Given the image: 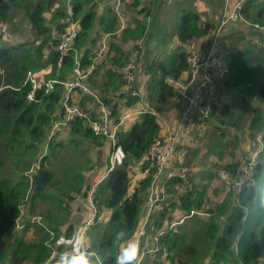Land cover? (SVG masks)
Returning a JSON list of instances; mask_svg holds the SVG:
<instances>
[{
  "label": "trees",
  "instance_id": "trees-1",
  "mask_svg": "<svg viewBox=\"0 0 264 264\" xmlns=\"http://www.w3.org/2000/svg\"><path fill=\"white\" fill-rule=\"evenodd\" d=\"M57 1L0 0V24L7 25L5 32L0 33V264L43 263L53 247L62 250L55 244L60 236L70 238L73 234L75 226L70 222L69 203L80 196L85 201L89 189L83 178L86 166H78L72 173H69L70 167L66 164L53 167L55 161L64 159L65 147L62 141L52 137L51 132L62 118V102L67 90L64 83L72 78L75 57L82 69L90 66L104 35L106 49L99 60L94 61L95 67L86 80L97 99L79 90L71 98L78 102L81 109L86 103H101L110 121L118 123L127 110L136 109L138 101L137 96H130L129 90H124L121 79V70L133 51L137 57L136 80L130 87L148 101L156 115L135 114L118 127L117 144L126 159L106 173L94 194L100 215L105 211L107 221L102 224L99 218L91 229L96 235L90 238L89 254L74 263L69 261L64 264H115L117 255L125 251L138 228L155 173L152 166L130 191L131 168L136 164L141 170L150 166L148 150L161 131L157 115L169 116L177 109L179 95L167 78H181L188 68L184 49L186 43L207 34L214 27L213 21L200 23L198 14L186 12L177 29V48L164 63L151 61L144 65L141 48L151 31V25L146 20L151 21L156 10L167 0H130L124 7L127 16L125 27L119 32L116 31L117 16L113 8L104 10L105 16L96 12V1L101 0H70V14L67 13L66 2ZM213 1L217 9L218 5L221 8V2ZM240 13L250 23L264 24V0H244ZM71 22L78 27L77 37L73 48L66 54H60L56 51L57 36ZM235 29L243 32L253 28L237 23ZM229 31L231 29L226 35ZM254 31L257 35L258 31ZM241 42L240 38L230 42L234 49L228 64L230 79L224 94H241L240 98L244 100L245 97L244 101H249L243 106L250 110V117L245 119L242 132L245 134L247 130L251 134H260L252 181L243 182L238 192L228 190L223 203L215 206L209 193L214 196L220 191L224 193L221 185L211 187L210 182L209 186L200 188L191 181L193 186L190 188V183L182 178L167 180L165 192L170 196L156 208L149 229L150 226L163 229V218L174 209L183 214L205 210L209 217L204 220L194 214L186 218L184 224L183 221L175 228L167 229L160 238L163 249L145 259L144 264H164L160 256L163 252H166V261L171 264H252L260 256L261 249L264 250V48L256 51V43L248 42L244 46ZM255 60L260 61L258 70L253 64ZM137 67L142 76V89L137 83ZM28 73L41 74L33 91L31 82L27 80ZM48 81L56 82L46 90L45 83ZM29 95L31 100L27 99ZM220 105L216 106L220 109L212 111L210 121L212 115L218 117L229 107L228 104ZM236 126L234 122L230 124L231 128ZM63 127L74 137L67 140L68 144H76L74 140L83 144L84 141L78 137L91 142L96 138L106 140L103 136L94 135L80 118L69 121ZM213 127L216 129L215 125ZM239 141V135L234 133L227 142L238 144ZM85 150L82 148L79 153L82 157L87 156ZM11 158H14L12 169L15 172L12 181L2 177ZM36 162L40 166L32 178L34 183L39 184L29 195L27 213L43 218V228L27 222L23 234L16 236L14 225L19 215L18 206L29 186L26 172ZM241 166L236 159L220 163L216 169L224 168L235 177ZM40 173L45 174V180L38 175ZM43 203L45 206H42ZM192 234L201 239L199 245L187 242ZM95 236L96 240L93 239ZM50 264L59 263L53 260Z\"/></svg>",
  "mask_w": 264,
  "mask_h": 264
},
{
  "label": "built area",
  "instance_id": "built-area-1",
  "mask_svg": "<svg viewBox=\"0 0 264 264\" xmlns=\"http://www.w3.org/2000/svg\"><path fill=\"white\" fill-rule=\"evenodd\" d=\"M144 1V0H141ZM221 13L217 23L211 30V37L203 44L202 40H189L186 45V64L187 70L184 73L182 80L167 78L177 92L179 100L184 101L185 107L177 117L175 124H169L161 116L157 115L160 123V134L153 140L149 147L147 159L149 160V167L140 169L143 177L149 172L150 168L155 167V173L151 181L148 196L146 199V209L143 217L140 219L138 228L134 233L132 241L125 248V251L120 252L115 260V264H144L146 257H151L160 253L163 246L160 242L161 236L167 229L175 228L182 223L186 218L195 214V211H190L188 214H183L180 211L181 218L176 222L170 220L172 212H168L162 220L163 229H154L149 223L151 216L155 209L163 202L167 201L170 194L165 192L163 186L164 182L171 178H185L184 171L178 168H170L171 159L174 157L176 146L178 142L181 143L182 136L184 135V124L187 119L196 118L197 120L204 121L209 119L216 99V93L221 85L227 80L229 70L226 66V59L224 56V35L228 29L235 28L234 21L245 23V25L257 28L258 33H264V27H259L256 23H247L242 21L241 6L244 0H220ZM70 2V0L68 1ZM69 4V3H68ZM111 8L114 9L116 16L119 20V29L123 30L126 22V14L124 9L120 8V0H112ZM67 13L70 14L69 6L67 5ZM244 20V19H243ZM237 24V23H236ZM78 27L75 23L71 22L68 26L57 36L56 51L60 54H66L71 50L74 39L77 37ZM106 36L104 35L100 41V45L96 50L92 64L85 69L80 67L77 56L75 57V65L72 69V78L70 81L64 83L67 87L66 96L62 102L63 114L61 120L54 126H65L69 121L76 118L83 119L87 126L91 129L92 133L96 136L105 137L110 146V154L108 160L107 172L111 171L116 166L121 165L125 159V153L117 144L116 131L123 121L129 118L133 113H150L156 115L155 110L149 105L148 101L135 89L130 86L135 81L136 69V55L133 51L130 52V59L126 62L121 70V79L124 85V90H129L130 96H137L136 110L132 113L125 114L118 123H112L108 118V114L101 103H99V114L92 117L90 114L81 109L76 100L71 97L76 94V90L82 93L93 95L86 85V80L94 69V61L99 60L106 49ZM264 40V38H263ZM264 47V44H262ZM38 74L28 73L27 80L32 84V91L38 86ZM56 81H48L45 83L46 90L52 88V84ZM32 94V92H30ZM221 98L226 99V95L222 94ZM31 100V95L27 97ZM98 101V100H97ZM99 102V101H98ZM220 104V103H219ZM219 104H216L218 106ZM135 167V166H134ZM134 167L131 168L129 178L130 191L136 178L137 172ZM228 173V172H227ZM221 180L227 186H223L224 191L230 190L239 191L243 184V178L240 175L233 177L232 175H220ZM245 177V175H243ZM163 183L158 186L159 182ZM96 185L90 187L86 192L85 203L87 206L88 214L82 219V222L74 228L73 234L70 238L60 236L55 244L61 246L62 250H57L55 247L50 252L48 259L39 264H50L53 260L58 263H67L71 259H83L89 254L86 247V239L91 229L96 225L100 218L99 209L94 201V194L96 192ZM229 186V187H228ZM191 188V185H190ZM226 188V190H225ZM175 211V210H174ZM152 231V233L150 232ZM163 256L166 252L162 253Z\"/></svg>",
  "mask_w": 264,
  "mask_h": 264
},
{
  "label": "rangeland",
  "instance_id": "rangeland-1",
  "mask_svg": "<svg viewBox=\"0 0 264 264\" xmlns=\"http://www.w3.org/2000/svg\"><path fill=\"white\" fill-rule=\"evenodd\" d=\"M59 1L60 2L65 1L66 5H68L69 3L68 2L69 0H59ZM202 2L205 4V6L202 4ZM106 3L109 5V7L112 6V0H106ZM196 3L198 4L196 5ZM102 5H103V1L102 2L96 1L95 10L100 11ZM201 8H204V10L206 9L207 12L205 13L201 12L202 14L199 16L200 23L206 21L214 22L215 16L216 17L219 16L222 10V8L219 9L216 8L213 0H167L165 3H163L156 10L155 15L151 19V21L146 20V22L151 25V31L148 34L147 38L144 40L141 48V57L144 58V65L148 64L151 61H154L156 63H164L168 55L172 51H174L179 45L176 38V34H177V29L180 26L181 21L183 19V15L186 12L196 13ZM46 17L48 18L49 14H47ZM204 18L205 20H203ZM243 19L241 20L250 23V21H248L246 18L243 17ZM236 23L239 22L234 21V25H236ZM241 24H245V23H241ZM3 25H5V27L7 26L6 24ZM257 25L259 27H264V24H257ZM211 30H209L207 34L193 39L202 40L206 43L208 39L211 37L210 35ZM235 30L236 29L233 28L231 29V31L227 33V35H224L225 36L224 56L226 59L227 67L230 61L232 51L234 49V46L230 44V42L233 39L240 38L243 41V43L241 42L240 44L244 46L248 45L247 44L248 42H250L251 44L256 43V45L258 46V49H256V51L261 50V48L263 47L262 44H264V40H263L264 33H257L256 35L254 30H258V29L255 28V26L253 29H249L243 32L238 30L235 31ZM243 34H245L244 37H242ZM182 48L183 47H181L180 50H182ZM259 62L260 61L255 60V62L253 63L254 66L257 68V70L259 69ZM138 73H139V68H138ZM183 74L181 75V78L177 80H182ZM229 79H230V70L227 80L221 85V87L218 89V92L216 93V99L214 102L213 111L215 109L217 110L220 109L219 107H216V104L219 103L221 104V105L219 104L220 106L224 104L225 105L228 104L229 106L228 109L223 113L221 112L218 117L212 115L211 121L209 119H206L202 121L200 124L198 120H194L195 123H193L194 122L193 121L189 124L186 123V125H184V131L186 133L182 136L181 139V143L183 142L182 145L184 148L183 151H181V153L177 154L178 156H176V160L178 161V163L176 164L178 165L174 167L184 171L185 178L187 179L188 183L193 181L194 184L200 188L207 185L209 186L210 182H211V187L220 186V185L221 187L227 186L222 182L220 177V175L228 174L227 171L224 168L216 169V166L220 163L231 162V160L235 161L236 159H238L240 164L242 165L241 171L238 172L236 175H240V178H243L244 182L246 183L252 181V174H253L252 167L254 165L255 156L257 153L256 144L261 140L260 134L257 135L251 134L247 130L245 134L242 132L243 129L245 128V119H248L250 117V110H248L247 108L244 109L243 107L245 105L244 104L245 102H249V101H244L246 100L245 97L243 100L242 97L241 98L239 97L242 96L241 94H231V95L225 94L226 99L221 98L222 94L226 92L225 86L228 83ZM139 81L141 82L142 85V78ZM217 122L219 124H217ZM232 122L237 124L236 128L230 127V124ZM213 125L216 126V129L215 127H213ZM63 128H64L63 126H58L56 128L53 127L51 135L54 136L55 140L57 139L56 137L58 135V131ZM234 133L239 135L240 137L239 143L237 144L232 142L231 144H228L227 141L230 135ZM73 142H77V143L68 144L69 143L68 141L64 143L66 144V147L64 149V159L55 161L54 162L55 165L53 167L55 168L58 167V164H66L67 166L70 167L69 173H72L75 170V168H78V165L80 163H83L87 158H89V156L82 157L79 154L82 148L86 149L85 152L87 154H90V152H92V150L87 146L86 142H84L82 145L79 143V141L74 140ZM43 150L45 151V149ZM46 152L47 151H45V153ZM13 159L14 158H11V160L7 163L5 174H2L3 178L9 179L10 181L14 179V173H15L12 169ZM39 166L40 164L36 162L32 166H30V168L26 172V176L29 179L28 180L29 186L24 199L22 200V202L20 201V204L18 206L19 215L15 219V225H14V229L16 230L15 232L16 236H21L23 234L25 230V224L27 222L36 224L38 227L43 228L42 227L43 218H41L40 216H32L29 213H27L29 195L31 194V192L34 191L35 187L39 184L36 182L34 183L32 178V176L38 170ZM84 166H86V168L83 171L87 169V164L85 163ZM46 169L49 171L48 168ZM51 171L52 172L54 171V173L56 172V170H51ZM38 175L43 176V180H45L46 176L44 173L43 175L41 173ZM243 175H245V177H243ZM45 183H49V181H45ZM190 185L191 187L193 186L191 183ZM229 188L230 190H232L231 187ZM209 197L211 201L215 203V206H219L220 204L223 203L222 201L224 200V198L227 197V192L221 193L220 191L215 196L213 195V193H209ZM208 204L209 201L206 203V205L208 206ZM42 206H45V203H43ZM197 211H195V214L198 217H202L204 220H206L209 217V213H207L205 210H197ZM171 214L173 221L177 222L181 218L177 209H175V211H173ZM24 216L26 217L25 218L26 220H23ZM184 223L185 221L182 224ZM88 235L89 236L87 242L89 244L92 237L96 234H92V232L91 233L89 232ZM50 236H52V233H50ZM188 237L190 238V240H188L187 242L193 241V243L197 245L201 243V239L199 238V236L195 234L189 235ZM93 239L96 240V236ZM86 247L87 249L89 248L87 245ZM235 250L236 247L234 246V251ZM260 253H261L260 256L252 264H264V250L261 249ZM160 256L162 263L164 262V264H171L166 261L167 254L163 256V254L161 253ZM146 259H148V257H146ZM209 259L210 258H208L207 260ZM76 260L77 259H71L73 263Z\"/></svg>",
  "mask_w": 264,
  "mask_h": 264
},
{
  "label": "crops",
  "instance_id": "crops-1",
  "mask_svg": "<svg viewBox=\"0 0 264 264\" xmlns=\"http://www.w3.org/2000/svg\"><path fill=\"white\" fill-rule=\"evenodd\" d=\"M102 1H103V5L101 6L100 11L97 10L96 12L102 13L103 16H105L106 12L104 10H107L108 8H111V7H109V5L106 3V0H101L100 2H102ZM129 1L130 0H120V8L123 10L125 5ZM215 1H218V3L221 2L220 0H215ZM197 4L198 3H196V5ZM202 4L205 6V4L203 2H202ZM219 8L220 7L218 5V9ZM201 12L205 13V12H207V10L206 9L204 10V8H201V9H199V11L196 12V14H198V16H200L202 14ZM218 18H219V16H217V17L215 16V21L213 22V26L217 23ZM199 19H200V17H199ZM203 20H205V18ZM116 25H117V30L116 31L117 32L122 31V30L119 29V20H118V18H117V24ZM27 35L30 36L29 34H27ZM203 44H205L204 41H203ZM183 73H185V72H183ZM38 75L41 76V74H38ZM183 77H184V74H183ZM141 78H142V76H140L139 73H138L137 83L139 85H141V82L139 81ZM135 80H136V78H135ZM87 87H88V85H87ZM76 94H78V93H76ZM84 94H87V93H84ZM89 96H91V95L89 94ZM76 99H78V97H76ZM86 104L87 105L82 107V109L85 112H87L88 114H90L91 116L96 117V115L99 114V104L98 105L97 104L93 105V104H90V103H86ZM184 107H185L184 101H181V100L178 99L177 109L175 111H173V114H171L169 116L166 115L167 117L164 116V115H161V117L164 120H166L170 125L171 124L173 125V124H175V122L177 120V117L180 115V112L184 109ZM135 110L136 109H130V110H127L126 113L129 114V113L135 112ZM135 113H133L132 115H135ZM132 115H129V118H131ZM189 121H190V119H187L185 121L184 125H186V123L189 124V123L193 122L194 119H192L190 122ZM193 123H195V121ZM200 124H201V122H200ZM183 133L185 134L186 132L183 131ZM71 137H73V136L70 135L66 131V129L63 128V129H60L58 131V135L56 137L57 138L56 140L57 141L61 140L63 142V144H64V143H66L67 140L72 139ZM78 138L80 140L86 142L87 146L92 150V152H90V154L86 153L87 156H89V158H87L83 163H80L78 165V166H83L86 163L87 167L88 166L91 167L90 169L88 168L89 170L86 169L85 171H83L84 184L87 186V188H90V187H93L94 185L98 184L106 176L107 167H108L107 165H108L109 154H110V146H109V144L107 143L106 140H100L99 138L92 139V142L91 141H87L86 139H83V138H80V137H78ZM89 143H91V144H89ZM182 143L178 142V144L176 146L175 155L173 157L175 162H174V160L172 158L171 161H170V165H168V167L174 168V166L178 165V164H176V163H178V161L176 160V156H178L177 155L178 153H181V151H183L184 147H183ZM64 145L63 146L66 147V144H64ZM134 170H135V172H137V175H136V178L134 180V184L132 185V189L135 187L137 181L143 178V174L140 171L139 164L135 165ZM162 184L163 183H161V181H160L158 186H161ZM163 186L165 188V182H164ZM145 209H146V207L144 208V211H145ZM178 211H180V210H178ZM69 212H70V222L72 224H74L73 226L76 227L77 225H79L82 222V219L84 217H86V215L88 214L87 206H86V203H85L83 197L80 196L76 200L71 201L69 203ZM143 215H144V212L142 214V217H143ZM100 219H101L100 222H102V224L107 221V213L105 211H103V213L101 212ZM88 236L89 235H87V239H86L87 246H88V242H87L88 241ZM59 264H63V263H59Z\"/></svg>",
  "mask_w": 264,
  "mask_h": 264
},
{
  "label": "water",
  "instance_id": "water-1",
  "mask_svg": "<svg viewBox=\"0 0 264 264\" xmlns=\"http://www.w3.org/2000/svg\"><path fill=\"white\" fill-rule=\"evenodd\" d=\"M5 30H6V27H5V25H3V24H0V33H3V32H5Z\"/></svg>",
  "mask_w": 264,
  "mask_h": 264
}]
</instances>
